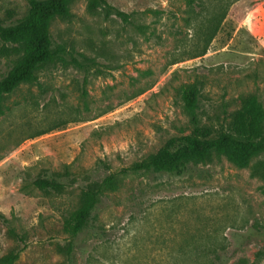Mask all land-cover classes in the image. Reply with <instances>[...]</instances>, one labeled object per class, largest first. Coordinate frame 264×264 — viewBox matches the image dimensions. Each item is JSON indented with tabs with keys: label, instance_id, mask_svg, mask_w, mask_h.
<instances>
[{
	"label": "rangeland",
	"instance_id": "obj_1",
	"mask_svg": "<svg viewBox=\"0 0 264 264\" xmlns=\"http://www.w3.org/2000/svg\"><path fill=\"white\" fill-rule=\"evenodd\" d=\"M107 1L127 18L90 0H71L69 14L50 24L54 45L65 49L63 60L41 67L35 82L20 84L1 103L0 213L6 221L0 219V257L22 248L8 227L26 241L14 264H66L62 219L77 204L85 172L95 178L129 166L186 131L180 83L201 82L206 123L223 122L242 93L257 94L264 105V0H197L194 14L187 0ZM216 4H229L243 18L227 15L205 54L190 57L202 46L194 27ZM28 8V0H0V24L17 22ZM15 57L0 40V77ZM76 107L85 117L68 121ZM262 159L239 167L214 155L190 176L126 178L99 205L101 233L77 238L74 264H194L212 253L209 247L222 245L233 259L253 260L264 244V180L252 172ZM66 164L71 178L64 191L33 184Z\"/></svg>",
	"mask_w": 264,
	"mask_h": 264
},
{
	"label": "trees",
	"instance_id": "obj_2",
	"mask_svg": "<svg viewBox=\"0 0 264 264\" xmlns=\"http://www.w3.org/2000/svg\"><path fill=\"white\" fill-rule=\"evenodd\" d=\"M70 1L28 0L29 8L23 18L12 24H0L3 51L16 56L11 68L0 77V106L4 96L14 91L20 84L35 82L37 71L41 67L56 60H63L65 49L61 45H54L50 24L56 16L65 17L69 14ZM199 3L200 1L197 0H187V12L194 14L195 6ZM89 5L101 6L107 14L115 13L122 19L128 16L107 0H90ZM229 9V4H216L201 17L194 29H198L197 38L202 42V46L196 48L190 57L205 54L227 15H231L238 21L242 20L243 17L235 11V8ZM73 61L78 65L81 64L76 58H73ZM175 62L177 60L172 63ZM82 91L86 93L84 89ZM143 91L144 89H140L127 99ZM177 93L188 117L186 131L171 136L156 152L129 166L107 171L104 175L95 178L89 171L85 172V183L80 187L77 204L62 219V233L66 234V243L59 247L60 252L66 258V264L75 262V249L79 248L77 238L80 235L84 232H90L93 235L101 233L102 229L96 224L99 205L103 197L119 190L126 178L136 175L163 174L174 177L190 176L199 164L214 155H223L233 164L244 167L251 162L253 157L264 155V105L257 94H240L238 106L229 112L223 122L215 125L206 123L200 116L201 82L197 80L182 82L177 87ZM85 105L87 104L84 103ZM84 117V111L76 107L73 117L66 120L79 121ZM58 126L59 124H55L46 130ZM70 172V167L66 164L62 172L37 177L33 180V184L39 189L64 191L68 186V179L71 178ZM252 172L264 180V159L253 164ZM0 219L3 222L6 221L1 213ZM7 232L22 244V248L10 249L0 257V264H14L19 258L20 251L26 245L24 236L19 235L13 228L8 227ZM262 239L264 243V231ZM220 247L217 250L214 246L209 247L212 253L195 257L194 264H200L199 262L202 264H260L264 256V244L255 252L253 260L244 256L233 259L227 255L225 245Z\"/></svg>",
	"mask_w": 264,
	"mask_h": 264
}]
</instances>
